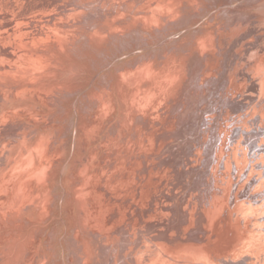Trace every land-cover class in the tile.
<instances>
[{
    "label": "rangeland",
    "instance_id": "374dc122",
    "mask_svg": "<svg viewBox=\"0 0 264 264\" xmlns=\"http://www.w3.org/2000/svg\"><path fill=\"white\" fill-rule=\"evenodd\" d=\"M29 1L37 2L15 8L9 32L0 31V47L9 39L15 44L14 33L31 34L19 46L20 61L0 69V264H121L118 234L129 224L140 228L144 213L157 221L143 231L147 236L174 235L162 232L169 220L162 221L173 203L191 200L185 181L204 161L207 123L228 92L214 70L219 54H227L226 88L235 92L240 77L228 84L234 66L250 59L253 68L264 57V7L233 12L222 7L226 0L216 7L214 0H57L49 13L59 20L46 15L51 23L43 24L23 16L37 13ZM232 1L239 7L248 0ZM47 30L53 39L46 41ZM144 160L163 165L161 185L138 193L136 184L155 176L149 172L147 180ZM126 191L121 213L115 203L105 207L106 197ZM190 215L183 229L193 227L196 214Z\"/></svg>",
    "mask_w": 264,
    "mask_h": 264
},
{
    "label": "bare ground",
    "instance_id": "6f19581e",
    "mask_svg": "<svg viewBox=\"0 0 264 264\" xmlns=\"http://www.w3.org/2000/svg\"><path fill=\"white\" fill-rule=\"evenodd\" d=\"M56 1H49L45 5H42L41 1L38 2V0L34 4L29 1L27 8L31 9V12L35 10L37 13L35 15L33 13H23V16L25 19L30 18L31 22L44 21L46 15L55 13H49L54 11V9L49 11V8ZM256 1L241 2L244 6L236 7L232 0H226L222 2V7L226 9L231 5L233 12L262 9L264 3L256 4ZM26 3L27 0H0V8L2 9L0 11L2 30L0 31H2V34L10 30L7 24L9 17L13 15L14 9L22 7ZM217 4L214 0L212 6L216 7ZM69 12L71 13L70 9L67 10V13ZM60 13L56 11V15L59 14V17H61ZM67 13L62 15L65 16ZM49 18L55 21L59 20H56L54 15ZM68 18L71 19L70 15ZM247 20L249 24L258 21V19ZM49 23L51 22L45 20L43 24ZM38 27L41 30L47 28L45 25H39ZM78 27L80 28L81 25ZM191 28L192 26L179 31L183 33ZM48 30L45 33L46 41L51 38H48L51 35ZM14 34L12 39L15 40V44L10 39L2 41L3 46L0 49L3 51H0V69L3 67H5V70L8 69L11 66V61H15V63L20 61L23 55L20 53L19 46L23 43L26 45V41L30 40L31 34ZM73 37H76V35H73ZM43 41L44 37L40 42ZM33 42L35 41L33 40L32 44ZM246 51H251V49L248 48ZM226 55V53L219 54V67L214 68V70L219 71L218 74L221 77L218 84L221 85L222 81L225 80L222 86L228 92L221 97L219 105H222V108H215V113L212 116L213 120L207 123L205 131L206 133L209 131V134H205L202 138L205 152L204 161L200 164L197 163V167L189 170L194 176L185 181L187 182L185 190L190 191L188 196L191 200L173 203L174 208L169 211V217L162 221L169 220L167 224L162 225V232L172 230L174 235L167 240H165L166 237H164V240L159 239L161 233L147 236L143 231H146L157 221H149V213H144L138 222L140 228H136L137 224L133 223L132 226L129 224L130 227L125 229L123 233H119L118 230L114 233L113 239H117L116 235L119 233L118 236L121 237L119 241H122L121 245L117 247L124 252L121 257L123 259L121 264H264V57L258 59V63L253 68L249 65L251 63L250 59H246L247 64L239 63L234 66L233 77L228 84H231L235 76L241 79L235 83L236 91L234 92V90L229 91V85L226 88L228 79L227 74L225 75L223 72L226 69L224 61ZM23 60L26 64L30 63L28 60L25 62L24 58ZM1 73L3 74V72ZM237 95H240L239 99L236 98ZM257 97L259 100L255 102ZM205 120L209 119L206 118ZM3 158L4 154L2 160ZM175 159L179 160L178 165L180 168L176 172L180 175V155L176 156ZM161 161L170 164L169 159H161ZM144 162L147 180L150 178L149 172H153L155 176L147 185L141 186L138 182L135 187V191L138 193L161 185V183L156 182L162 175L159 174L157 169L162 168L163 170V165L158 162L148 163L147 160H144ZM185 166L188 165L184 163L183 167ZM193 178L194 180H192ZM126 193L127 191L120 198L117 196L106 197L103 201L105 207L109 208V205L115 203L118 210L116 211L121 213L124 209L125 200L122 197L130 196ZM144 199L146 202L148 201L145 196ZM137 200H134L135 203L138 202ZM117 202L120 203L117 204ZM132 202L133 199L131 198ZM154 202L152 198L149 211L154 210ZM190 211L196 214L193 217V227L183 229V226L186 225L187 227L190 223ZM172 217L175 220L174 224L170 220ZM116 221L114 220L113 223L117 229L118 223ZM158 222L162 223L161 220ZM206 225L219 228L220 233L213 235L206 228ZM125 233H128L127 235L130 237L124 238ZM103 254L106 253L103 252ZM117 255L119 256V254ZM128 255H133V259H129Z\"/></svg>",
    "mask_w": 264,
    "mask_h": 264
}]
</instances>
